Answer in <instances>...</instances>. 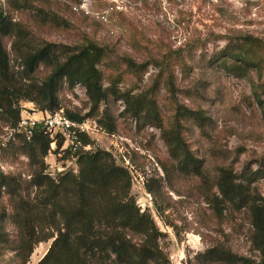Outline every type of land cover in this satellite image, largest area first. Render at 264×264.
Returning <instances> with one entry per match:
<instances>
[{"label": "rangeland", "instance_id": "1", "mask_svg": "<svg viewBox=\"0 0 264 264\" xmlns=\"http://www.w3.org/2000/svg\"><path fill=\"white\" fill-rule=\"evenodd\" d=\"M84 2L78 11L67 0H32L27 9L18 10L0 0V7L25 27L28 37L24 51L29 46L39 48L48 43L71 48L93 43L105 50L99 69L110 97L92 118L102 120L107 110L115 130L110 133L107 129L113 139L99 138L95 150L109 153L116 165L127 171L130 197L156 225V243L162 256L150 264H198V255L217 246L259 264L260 255L252 249L248 210L236 211L223 205L219 215L215 200L222 169L233 167L241 177L258 170L264 159V93L263 108L252 94V84L264 88V0ZM255 41L259 48L252 49L251 55L262 61L261 67L247 79L229 75L218 63L210 64L222 52ZM12 43L13 40H6L12 67L22 73ZM129 59L137 67L130 68L126 64ZM50 73V69L41 66L32 79L42 83ZM169 78L174 90L168 84ZM114 92L155 100L164 129L175 127L179 110L183 138L203 162L202 177L180 174L161 131L125 115V105L112 96ZM59 99L66 114L91 113L92 104L81 85L69 88L64 83ZM20 106L39 110L33 102L24 101ZM187 111L209 118L205 128L200 129L192 118H186ZM0 126H5L1 120ZM53 161L49 156L45 158V167ZM33 172L29 159L19 148L0 159V173L21 181L20 197L24 200L35 194V190L26 189ZM252 188L264 202V180L255 182ZM123 194L120 190L114 197L125 200ZM11 205L10 197L2 194L0 223L5 211L12 212ZM3 222V231L14 242L15 227L5 224V219ZM129 236L136 246L146 242L143 236ZM51 244L52 241L40 244L29 264H38ZM12 246L0 243V264H19ZM86 264L102 263L90 258ZM103 264H115L114 258H107Z\"/></svg>", "mask_w": 264, "mask_h": 264}, {"label": "trees", "instance_id": "2", "mask_svg": "<svg viewBox=\"0 0 264 264\" xmlns=\"http://www.w3.org/2000/svg\"><path fill=\"white\" fill-rule=\"evenodd\" d=\"M6 1L15 5L16 10L27 9L32 3V0ZM67 1L72 2L73 6H80L83 0ZM27 37L25 27L0 7V120L5 124L0 126V133L4 127L17 126L21 117V102H33L40 111L49 113L62 110L59 94L64 83L69 88L81 85L92 104L91 113L86 116L67 112V116L73 120L92 118L103 103L109 102L110 94L103 86L99 69L106 56L103 48L93 43L83 48L48 43L39 48L29 46V50L24 51ZM8 39L13 40L11 49L21 62L22 73L12 67L6 47ZM254 48H259L256 41L243 42L238 49L222 52L210 64L218 63V67L229 75L247 79L252 71H258L261 67L262 61L254 60L251 55ZM126 64L130 68L137 67L130 59L126 60ZM41 66L50 69L51 73L44 82L37 83L32 77ZM168 84L174 90L172 78L168 79ZM261 93H264V88L252 84L253 97L263 108ZM112 96L124 103L125 115L143 120L146 126L161 131L162 140L180 174L202 177L203 162L194 155L183 138L182 125L178 122L179 110L175 127L164 129L155 100L130 93L114 92ZM187 113L189 117L186 114V118H192L200 129H204L205 122L210 120L201 113ZM98 122L106 131L114 132V124L107 110ZM50 144L47 135L38 133L32 142L19 140L3 153L19 148L27 156L34 172L26 189L35 190V194L33 198L22 199L21 181L0 173V197L5 193L13 201L12 212L5 211L2 216L0 243L5 246L13 244L19 264H29L35 249L51 241L48 253L38 264H86L90 258L98 259L103 264L109 257L114 258L115 264L157 263L162 256L156 243L158 230L151 216L141 213L135 199L130 197L127 171L117 166L109 153L96 150L81 157L78 176L65 174L53 180L45 174V158ZM260 165L258 170L241 177L233 167L222 169L217 181L215 206L219 215L223 205H229L236 211L248 210L253 231L252 249L260 255L259 264H264V202L252 188L255 182L264 180V159ZM124 182L126 188L122 187ZM120 190L125 200L114 197V193ZM4 219L5 224L9 222L15 227L16 243L15 240L11 242L10 235L3 231ZM130 234L143 236L146 242L136 246ZM196 260L198 264H254L223 246L208 249Z\"/></svg>", "mask_w": 264, "mask_h": 264}, {"label": "built area", "instance_id": "3", "mask_svg": "<svg viewBox=\"0 0 264 264\" xmlns=\"http://www.w3.org/2000/svg\"><path fill=\"white\" fill-rule=\"evenodd\" d=\"M84 5L83 0L80 6L72 8L78 11ZM21 109L17 126L4 127L0 133V155L19 140L32 142L36 134L43 133L51 140L48 156L54 159L53 163H48L45 174L53 180L65 174L78 176L81 157L96 151V141L100 142L99 138L103 137L113 139L95 118L76 121L64 110L49 113L35 107L21 106Z\"/></svg>", "mask_w": 264, "mask_h": 264}]
</instances>
